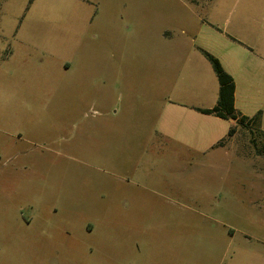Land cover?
I'll list each match as a JSON object with an SVG mask.
<instances>
[{"label":"rangeland","instance_id":"374dc122","mask_svg":"<svg viewBox=\"0 0 264 264\" xmlns=\"http://www.w3.org/2000/svg\"><path fill=\"white\" fill-rule=\"evenodd\" d=\"M245 3L0 0V264H264V135L166 110L172 44Z\"/></svg>","mask_w":264,"mask_h":264},{"label":"crops","instance_id":"0c3cea01","mask_svg":"<svg viewBox=\"0 0 264 264\" xmlns=\"http://www.w3.org/2000/svg\"><path fill=\"white\" fill-rule=\"evenodd\" d=\"M236 6L232 4L220 15L216 10H207L196 35L199 43L193 42L190 51L176 56L177 52L173 50L183 44L176 42L168 53L167 73H174L186 82L185 86L172 92L175 96L186 98V101L170 100L166 110L172 118L187 120V126L191 128L193 121L199 123L204 133L196 140L194 147L198 146L197 143L205 142L209 147L224 146L223 136L226 133L228 141L232 142L233 138L237 139L239 128L248 130L237 125L233 119L196 109L213 106L217 102L219 89L215 72L201 49L218 57L223 68L232 75L234 107L238 114L251 116L261 110L256 129L264 131V0H246L245 5L240 8ZM194 39L191 38L192 41ZM201 98L208 99L201 103ZM231 124H235V129L228 135ZM205 130H208V134L213 132L210 140ZM200 149L203 150V147Z\"/></svg>","mask_w":264,"mask_h":264},{"label":"trees","instance_id":"16d2710c","mask_svg":"<svg viewBox=\"0 0 264 264\" xmlns=\"http://www.w3.org/2000/svg\"><path fill=\"white\" fill-rule=\"evenodd\" d=\"M203 54L210 62L213 71L219 83L217 102L211 107H196L197 110L203 113H212L222 118H230L237 125L244 126L252 131L257 130L256 127L260 120L261 110H258L251 116L238 114L234 107V79L222 66L218 57L205 49H201ZM235 129V124H231L228 129V135L232 134ZM258 131V130H257ZM264 135V131H258Z\"/></svg>","mask_w":264,"mask_h":264}]
</instances>
